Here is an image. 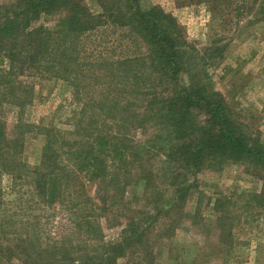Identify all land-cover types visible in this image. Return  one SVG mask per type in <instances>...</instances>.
<instances>
[{"label": "trees", "instance_id": "16d2710c", "mask_svg": "<svg viewBox=\"0 0 264 264\" xmlns=\"http://www.w3.org/2000/svg\"><path fill=\"white\" fill-rule=\"evenodd\" d=\"M87 1L0 4V177H10L16 196L3 204L0 188L6 262L155 264L157 244L186 216L199 173L226 163L264 173V141L198 71L195 49L172 15L159 6L143 9L140 0H92L94 13ZM196 2L227 33L264 13V0ZM31 77L72 89L79 107L70 130L28 124L17 112L9 131L7 111L25 109L34 97L24 82ZM29 134L45 137L36 165L23 157ZM130 188L142 193L133 202ZM234 205L227 196L212 202L215 242L227 252ZM240 208L264 215V189L246 194ZM34 211L52 213L41 224L28 213ZM56 212L65 221L60 235H49ZM103 223L121 227L118 240L105 239Z\"/></svg>", "mask_w": 264, "mask_h": 264}, {"label": "rangeland", "instance_id": "374dc122", "mask_svg": "<svg viewBox=\"0 0 264 264\" xmlns=\"http://www.w3.org/2000/svg\"><path fill=\"white\" fill-rule=\"evenodd\" d=\"M14 1L0 0V4ZM193 1L140 0V5L143 9L159 6L172 15L187 45L195 49L198 71L210 79L213 91L226 99L233 112L239 114L242 123L264 141V13L251 16V23L244 21L227 33L213 25L207 5ZM87 2L94 13L99 12L92 0ZM218 41L221 42L215 45L214 42ZM24 82L33 86L34 97L25 109L7 111L9 131L13 129L17 112L28 124L70 130L72 115L79 107L72 96V89L56 79L31 77ZM39 132L40 129L36 130V133ZM44 143L45 137L41 134L26 136L23 157L28 164L38 163ZM196 179L198 188L187 200L184 207L186 216L173 237L157 244L155 264H264V215L256 209L240 208L246 194L263 191L264 173L248 164L226 163L219 171H202ZM10 183L9 176L0 177L3 204L16 197L14 192H10ZM134 194L135 189H128L127 199L133 202ZM141 195L140 191L135 194L138 198ZM221 196L229 197L235 204L232 211L238 217L232 229V248L229 252L219 249L215 242L217 232L213 226L215 213L212 202ZM143 205L145 202L142 200L140 207ZM3 208L5 205H0V210ZM28 213L34 215V222L40 220L42 224V220L52 212ZM1 218L4 216L0 213ZM55 218L56 228H51V224L47 227L49 235L61 234L60 226L65 218L59 212H56ZM120 230L121 227L105 226V239L118 240ZM0 264L20 263L0 258ZM118 264H127V261L121 259Z\"/></svg>", "mask_w": 264, "mask_h": 264}]
</instances>
